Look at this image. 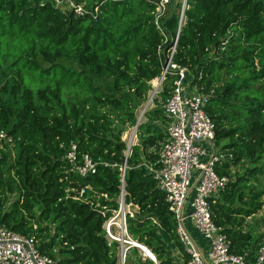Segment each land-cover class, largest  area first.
<instances>
[{
  "label": "trees",
  "instance_id": "1",
  "mask_svg": "<svg viewBox=\"0 0 264 264\" xmlns=\"http://www.w3.org/2000/svg\"><path fill=\"white\" fill-rule=\"evenodd\" d=\"M188 5L173 61L189 69L192 83L214 89L206 113L216 146L232 155L217 174L248 164L241 175L231 174L210 205L231 253L245 254L252 264L263 237L245 227L263 207L264 193L253 181L264 169V0H188ZM153 10L143 0L104 2L94 21L61 14L47 1L0 0V131L14 139L13 157L0 151V226L33 236L39 253L57 264L118 263L120 244L108 241L102 226L118 209L120 173L101 165L81 178L70 172L65 156L75 145L79 159L87 154L124 163L122 134L135 125L137 107L165 61V55H156L162 36ZM177 24L173 12L162 21L169 37L165 51ZM26 73L39 80L37 89L25 84ZM175 80L166 75L157 97L161 103ZM8 93L12 98L5 99ZM156 99L126 159L124 203L135 212L126 216V231L156 264H185L172 253L177 248L182 254L175 219L143 164L155 162L152 149L164 140ZM103 207L108 211L99 218ZM126 262L154 264L135 247L128 249Z\"/></svg>",
  "mask_w": 264,
  "mask_h": 264
},
{
  "label": "built area",
  "instance_id": "2",
  "mask_svg": "<svg viewBox=\"0 0 264 264\" xmlns=\"http://www.w3.org/2000/svg\"><path fill=\"white\" fill-rule=\"evenodd\" d=\"M44 1L49 2L61 14H72L76 18L90 17L96 21L104 2L123 0H41ZM143 1L154 4L152 22L162 36L161 44L156 48V55L159 58L165 55V61L162 63L160 76L150 82L149 103L139 110L135 125L123 133V141L126 144L125 161L121 165L111 164L100 159L94 160L87 154L81 155L79 159L76 146L72 145L65 156L66 163L70 172L81 178L94 174L96 168L101 165L119 171L118 209L111 212L102 228L108 241L122 240L123 243L124 239L114 235L113 227L116 226L125 233L126 216H134L129 210L131 205L124 203L126 159L131 155L132 146L137 144L136 131L142 117L155 108L153 105V108L148 110L149 104H152L162 91L166 75L175 76L176 80L171 87L169 98L160 105L164 116V123L161 125L164 140L157 148L152 149L157 157L155 162L150 164L144 161L143 164L155 180L157 188L164 194L168 210L175 219V236L185 256L182 259L180 253L181 262L184 260L185 264H247L245 254L231 253L230 240L223 228L214 223L211 211L210 200L219 198L232 180L230 177L232 168L229 169V175H219L216 172L226 162L232 160V155L216 146L215 127L206 113L207 105L214 96V89L206 90L203 86L192 83L189 69L173 61L179 34L186 22L188 0ZM172 12L177 15V30L175 36L170 39L172 45L165 51L163 46L169 37L163 29L162 21ZM225 44L226 41L223 42V45ZM13 146L14 139L0 131V151L4 153L8 151L13 157ZM83 192L81 189L80 196ZM104 197L106 198L105 195ZM104 208H102L104 212H98L102 216L108 211ZM116 220H119V223H116ZM190 227L197 232L202 245L194 237ZM126 236L130 239L127 234ZM140 247L142 249L135 248L141 250L145 256L148 252L142 245ZM129 248V246L119 248L117 264H126ZM152 262L156 264L155 258ZM0 264H57V262L39 253L33 236H22L0 226ZM252 264H264V233Z\"/></svg>",
  "mask_w": 264,
  "mask_h": 264
},
{
  "label": "rangeland",
  "instance_id": "3",
  "mask_svg": "<svg viewBox=\"0 0 264 264\" xmlns=\"http://www.w3.org/2000/svg\"><path fill=\"white\" fill-rule=\"evenodd\" d=\"M225 78V77H224ZM7 80V79H6ZM5 80V81H6ZM9 82H12V80H11V78L9 79ZM25 84L29 87V88H31L32 90H35V89H37L39 86H40V82H39V80H37V79H35V76L33 75V74H29V73H26L25 74ZM260 86H262L263 88H264V80H262L261 81V83H260ZM4 98L5 99H8V98H12V95H10L9 93L8 94H6L5 96H4ZM148 99H149V94H148V96H147V98H146V100L139 106V107H137V110H136V115H138V113H139V110L143 107V106H145L146 105V103H147V101H148ZM157 100V102H158V104H160L161 103V100L159 99V98H157L156 99ZM155 103H156V101L154 100V102L152 103V104H149V106H148V110H150L151 108H153V105L155 106ZM154 109V108H153ZM152 109V110H153ZM146 119H147V115L143 118L142 117V119H141V123L142 122H144V121H146ZM116 126H119V125H117V124H115ZM128 131V129L125 131V132H127ZM124 132V133H125ZM124 140V137H123V134H122V141ZM135 141V140H134ZM136 141L138 142V140H137V138H136ZM257 166H260V164L259 165H257ZM223 167V166H222ZM248 167V164L246 163V162H244V163H242V164H240V165H238V166H236V167H234V168H232L231 169V174H242L243 172H244V170H245V168H247ZM253 183H255V186H256V188L258 189V190H261V191H263V193H264V169H263V171H262V173L261 174H259L257 177H256V179H255V181H253ZM14 196H12V198H13ZM261 200H262V203H263V207H262V209H261V211L260 212H258L256 215H254L253 217H250V218H247L246 219V227H245V230H250V229H253L254 230V233L255 234H257V236H259L260 234H263L264 233V194H263V196L261 197ZM8 207V206H7ZM126 210H128V209H126ZM130 211H131V209H129ZM132 213H133V215H135V212L134 211H132ZM120 217H121V215H120ZM116 223H119V220H116L115 221ZM113 232H114V235H116L117 237H119V239H124V238H126V239H124V240H128V241H130V239H128L127 238V236H126V234H124L119 228H117L116 226H114L113 227ZM121 233H123V235L121 236ZM126 236V237H125ZM119 244H120V247L119 248H121V246L123 247H128L129 245H127V244H123L122 243V240H121V242H118ZM132 243V242H131ZM135 243V242H134ZM170 245H172V243L170 242ZM170 247V246H169ZM140 252H141V254H142V256L143 257H146V256H144V253L140 250ZM151 257L152 258H154V256H153V254L151 255ZM148 258V257H147ZM128 262H129V258H128ZM128 262H126V264H128Z\"/></svg>",
  "mask_w": 264,
  "mask_h": 264
},
{
  "label": "water",
  "instance_id": "4",
  "mask_svg": "<svg viewBox=\"0 0 264 264\" xmlns=\"http://www.w3.org/2000/svg\"><path fill=\"white\" fill-rule=\"evenodd\" d=\"M148 103H149V101H147ZM98 216H99V218H101L102 217V214L101 213H98ZM125 234H127V231L125 230ZM128 235V234H127ZM129 237V236H128ZM132 242V243H131ZM137 243V242H136ZM136 243H134V241H132V239L130 238V241H128V240H123V244H127V245H129V247H131V246H135V247H137V248H141L140 246H137L138 245V243H137V245H135ZM143 248H145L144 250H146L148 253H146V255H147V257H148V259H150L151 261H154V258H152L151 257V255H152V253L149 251V250H147V248L146 247H144V246H142ZM142 249V248H141ZM154 256V255H153Z\"/></svg>",
  "mask_w": 264,
  "mask_h": 264
},
{
  "label": "crops",
  "instance_id": "5",
  "mask_svg": "<svg viewBox=\"0 0 264 264\" xmlns=\"http://www.w3.org/2000/svg\"><path fill=\"white\" fill-rule=\"evenodd\" d=\"M130 208H131V211H134V208L132 206H130ZM190 229H191V227H190ZM191 232L193 233L194 237L199 241V243L202 245V241L200 240V237L197 234V232L195 230H192V229H191ZM172 253L176 257L177 260H180L181 261V259H180V252H179V250L177 248H174L172 250Z\"/></svg>",
  "mask_w": 264,
  "mask_h": 264
},
{
  "label": "bare ground",
  "instance_id": "6",
  "mask_svg": "<svg viewBox=\"0 0 264 264\" xmlns=\"http://www.w3.org/2000/svg\"><path fill=\"white\" fill-rule=\"evenodd\" d=\"M123 233H124V231H122ZM123 233H121V236L123 235ZM125 234V233H124ZM126 237V236H125ZM124 239H126V238H124ZM146 256V255H145Z\"/></svg>",
  "mask_w": 264,
  "mask_h": 264
},
{
  "label": "clouds",
  "instance_id": "7",
  "mask_svg": "<svg viewBox=\"0 0 264 264\" xmlns=\"http://www.w3.org/2000/svg\"><path fill=\"white\" fill-rule=\"evenodd\" d=\"M133 241V240H132Z\"/></svg>",
  "mask_w": 264,
  "mask_h": 264
}]
</instances>
